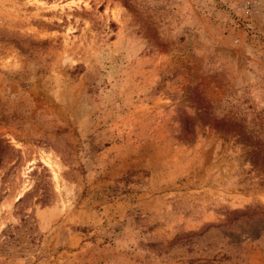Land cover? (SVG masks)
Instances as JSON below:
<instances>
[{"label":"rangeland","instance_id":"374dc122","mask_svg":"<svg viewBox=\"0 0 264 264\" xmlns=\"http://www.w3.org/2000/svg\"><path fill=\"white\" fill-rule=\"evenodd\" d=\"M0 264H264V0H0Z\"/></svg>","mask_w":264,"mask_h":264},{"label":"bare ground","instance_id":"6f19581e","mask_svg":"<svg viewBox=\"0 0 264 264\" xmlns=\"http://www.w3.org/2000/svg\"><path fill=\"white\" fill-rule=\"evenodd\" d=\"M56 179H57V177H56Z\"/></svg>","mask_w":264,"mask_h":264}]
</instances>
